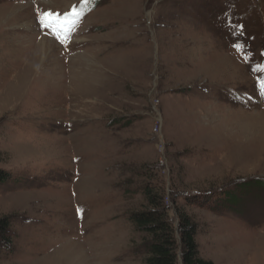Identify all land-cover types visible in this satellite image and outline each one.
Listing matches in <instances>:
<instances>
[{"label":"rangeland","instance_id":"374dc122","mask_svg":"<svg viewBox=\"0 0 264 264\" xmlns=\"http://www.w3.org/2000/svg\"><path fill=\"white\" fill-rule=\"evenodd\" d=\"M261 80L264 0H0V264H146L147 184L202 258L264 264Z\"/></svg>","mask_w":264,"mask_h":264},{"label":"trees","instance_id":"16d2710c","mask_svg":"<svg viewBox=\"0 0 264 264\" xmlns=\"http://www.w3.org/2000/svg\"><path fill=\"white\" fill-rule=\"evenodd\" d=\"M9 173L0 170V183L9 179ZM148 208L132 215L138 229L146 232L150 239L146 244V264H214L200 256L196 241L197 225L184 211L178 212L175 224L166 204L164 187L147 184L143 191ZM11 219L0 217V257L3 248L10 244Z\"/></svg>","mask_w":264,"mask_h":264},{"label":"snow or ice","instance_id":"6c2138e0","mask_svg":"<svg viewBox=\"0 0 264 264\" xmlns=\"http://www.w3.org/2000/svg\"><path fill=\"white\" fill-rule=\"evenodd\" d=\"M87 4L90 0H82ZM81 13L77 11L76 7L70 12L52 13L51 11L41 12L39 15L40 27L51 31L52 35L60 42V44H67L72 38V33L78 26ZM236 47H241L236 45ZM258 91L264 95V80L258 81Z\"/></svg>","mask_w":264,"mask_h":264},{"label":"bare ground","instance_id":"6f19581e","mask_svg":"<svg viewBox=\"0 0 264 264\" xmlns=\"http://www.w3.org/2000/svg\"><path fill=\"white\" fill-rule=\"evenodd\" d=\"M21 8V7H20ZM40 50V49H39Z\"/></svg>","mask_w":264,"mask_h":264}]
</instances>
